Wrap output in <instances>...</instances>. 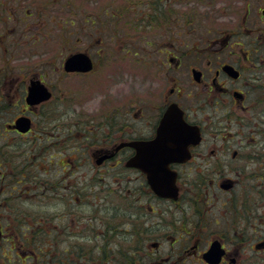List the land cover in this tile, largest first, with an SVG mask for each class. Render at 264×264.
Segmentation results:
<instances>
[{"label": "flooded vegetation", "instance_id": "af4514ba", "mask_svg": "<svg viewBox=\"0 0 264 264\" xmlns=\"http://www.w3.org/2000/svg\"><path fill=\"white\" fill-rule=\"evenodd\" d=\"M145 23L155 42L142 32ZM114 53L122 67L168 60L162 100L149 84L139 93L140 82L122 78V91L103 89L98 122L61 119V102L76 99L73 88L71 97L59 92L61 76L92 74ZM77 54L91 59L90 70L67 68ZM167 110L197 126L201 140H168V164L152 183L134 163L151 154L140 141L156 137ZM263 149L264 0H118L113 8L103 0H6L0 7V264H249L248 246L264 251L261 202L253 200L262 181L249 179L255 168L219 175L230 194L223 210L201 198L221 166L264 167ZM86 198L88 206L75 204Z\"/></svg>", "mask_w": 264, "mask_h": 264}, {"label": "rangeland", "instance_id": "374dc122", "mask_svg": "<svg viewBox=\"0 0 264 264\" xmlns=\"http://www.w3.org/2000/svg\"><path fill=\"white\" fill-rule=\"evenodd\" d=\"M0 7H4L6 0H0ZM103 3H107L110 8H113V6L118 3V0H103ZM115 9V8H114ZM112 21L109 22L110 29L112 30H117L118 29V22L115 19H111ZM142 32L148 33V35H151L149 38L150 40L152 39L154 42L158 40V38L152 37L151 34V28L149 26H146L145 24H142L141 26ZM133 33V30L131 29L130 32V38H125L128 41H133L134 36L131 34ZM88 41H93V43L97 42V38H86ZM96 41V42H95ZM120 45V44H117ZM83 46V44H81ZM59 51L64 52L63 46L60 48ZM125 54V52H123ZM119 53H114L111 55V58L114 56V59H112L110 64L108 66H105L103 68H100L99 70H95L92 74L89 75H75L73 77V80L70 79V77H65L61 76V83L58 87L59 92L61 91V94L66 97H71L72 96V88H73V93L76 97V99L70 98V100H64L61 102V107L62 111L66 110V114H62L61 119H67V121L76 119L78 125L81 124V122H85L88 119L91 121V123L98 122L101 118V111H102V95H103V89L108 85L109 89H118L122 91V88L118 86L120 82H122L123 79H127L130 81H138L140 82V86H135L133 84H130L134 87H137L136 90L139 93H144V91L141 89L142 84L147 85L149 84V87L152 89V93H156L158 100L161 101L163 98V95L165 93V88H168V60L166 61V64L163 66L159 64V62H153L152 60H149L151 63H149V66H142V64H136L133 66V64L126 65L122 67L121 60L117 57ZM158 56V55H156ZM129 70V71H128ZM131 71V72H130ZM151 93V92H147ZM168 93V91H167ZM162 95V96H161ZM66 99V98H65ZM72 99H75V102H71ZM72 105V107H71ZM206 119V117H205ZM225 122V121H224ZM89 126V125H88ZM212 129V128H211ZM226 138H222L221 143H224V141H229V133L226 131L225 132ZM248 139H249V133L247 134ZM79 138V135H78ZM247 139V140H248ZM248 149H244L246 151ZM264 150V149H263ZM65 150H62V152ZM236 165L233 166H221L223 168V172L218 173L215 172L212 174L214 177L213 183H208L209 180L207 181V184L210 186L209 187V193L208 194H202L201 199H207L210 206H212L211 210H223L224 208V201L226 202L227 198L230 197V194L227 192H224L220 186L218 181L219 175L224 174V175H231L232 169L239 167V168H245V174L246 175H251L254 171L257 172V175H251L249 179L251 180V184L254 182L258 184V182L262 181L261 186L258 188H254L258 190V194L253 197V200H258L261 202L260 205L257 207V213L262 214L264 216V167H260L257 164H242V162H233ZM252 165V166H251ZM106 168V167H102ZM101 168V169H102ZM213 168H215L213 166ZM218 168V166H217ZM251 168H255L254 171L250 170ZM78 174H82L83 178V173L87 172V169L85 166H79L77 169ZM104 170V169H102ZM102 171H99L98 174H101ZM202 175V173L200 174ZM221 175V176H224ZM203 176V175H202ZM244 190V187L237 186L236 188V194L241 195ZM235 192V191H234ZM54 200V199H53ZM90 198H86V203L83 202L79 204V202L83 201L82 200H77L76 205L77 206H88V201ZM97 200H100V197H92L93 203L96 202ZM40 202V199L38 203ZM205 204H207L204 201ZM257 203V202H256ZM100 204V203H98ZM40 206H42L40 204ZM44 206V205H43ZM208 207V204L205 205ZM38 208L39 206L36 205ZM35 209V208H34ZM258 214H256L258 216ZM217 215H220L217 213ZM254 215V213H253ZM223 221V219H222ZM264 221V220H263ZM260 225V224H259ZM219 227V225H218ZM261 227V225H260ZM264 227V226H263ZM249 232L252 233L251 229H247ZM258 233V232H256ZM245 254L248 256V258L245 260V263L249 264H264V251H256L252 250L250 246H248L245 249Z\"/></svg>", "mask_w": 264, "mask_h": 264}, {"label": "water", "instance_id": "95a60500", "mask_svg": "<svg viewBox=\"0 0 264 264\" xmlns=\"http://www.w3.org/2000/svg\"><path fill=\"white\" fill-rule=\"evenodd\" d=\"M66 66L69 70L87 71L93 65L88 56L77 54L68 59ZM171 111L167 110L163 115L156 137L152 140L140 141L141 144L138 145L139 148L148 150L151 154L145 155L139 162L134 164L147 171L152 183L159 180L162 168L168 164V147L166 146L168 140L183 142L188 146L201 140V134L197 126L187 123L181 116L176 119L175 113Z\"/></svg>", "mask_w": 264, "mask_h": 264}]
</instances>
